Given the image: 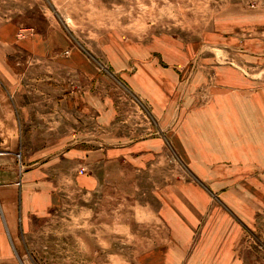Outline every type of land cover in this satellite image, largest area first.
Masks as SVG:
<instances>
[{"label":"rangeland","instance_id":"374dc122","mask_svg":"<svg viewBox=\"0 0 264 264\" xmlns=\"http://www.w3.org/2000/svg\"><path fill=\"white\" fill-rule=\"evenodd\" d=\"M0 82L54 177L14 264H264V0H0Z\"/></svg>","mask_w":264,"mask_h":264},{"label":"crops","instance_id":"0c3cea01","mask_svg":"<svg viewBox=\"0 0 264 264\" xmlns=\"http://www.w3.org/2000/svg\"><path fill=\"white\" fill-rule=\"evenodd\" d=\"M23 112L22 103L13 100L10 89L0 82V264H14V239L28 225L33 212L34 216L37 215L40 200L45 199V205L49 204L46 201L51 192H41L43 188L39 187L44 183L54 186L53 174L44 172L37 165L40 162L38 159L30 160L28 164L27 155L23 156ZM105 117H108L107 120L113 118L109 110L97 113L100 125L106 122ZM100 146L98 143L97 148ZM91 168L94 170L93 165ZM88 169L85 173L76 174L75 185L79 189L92 190L97 186L100 176L95 170L92 172ZM173 243L177 245L172 248L174 251L181 249L176 240ZM166 248V245L150 248L149 259L158 258L160 264H166L165 255V259L162 258Z\"/></svg>","mask_w":264,"mask_h":264}]
</instances>
